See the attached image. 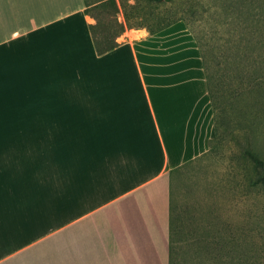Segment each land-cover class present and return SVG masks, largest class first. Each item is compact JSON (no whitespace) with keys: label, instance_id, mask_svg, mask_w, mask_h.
I'll use <instances>...</instances> for the list:
<instances>
[{"label":"crops","instance_id":"0c3cea01","mask_svg":"<svg viewBox=\"0 0 264 264\" xmlns=\"http://www.w3.org/2000/svg\"><path fill=\"white\" fill-rule=\"evenodd\" d=\"M84 0H0V264H168L170 172L214 120L183 20L96 52Z\"/></svg>","mask_w":264,"mask_h":264},{"label":"rangeland","instance_id":"374dc122","mask_svg":"<svg viewBox=\"0 0 264 264\" xmlns=\"http://www.w3.org/2000/svg\"><path fill=\"white\" fill-rule=\"evenodd\" d=\"M115 1L116 7L109 0H87L86 8L93 23L99 18L107 24L114 15L123 24L116 37L126 30L148 31L157 19L174 17L196 36L220 99L221 138L178 172L185 184L175 188L179 206L184 217L194 207L195 215L206 218L223 258L264 264V182L251 184L257 172L244 155L248 147L264 156V0ZM100 29L97 24L96 34ZM188 238L176 236L179 245Z\"/></svg>","mask_w":264,"mask_h":264},{"label":"trees","instance_id":"16d2710c","mask_svg":"<svg viewBox=\"0 0 264 264\" xmlns=\"http://www.w3.org/2000/svg\"><path fill=\"white\" fill-rule=\"evenodd\" d=\"M85 5H87V0ZM157 2L169 1V0H154ZM109 2L116 7L115 0H109ZM85 12L87 8L85 7ZM108 12V11H107ZM96 18V17H95ZM126 22L130 24L129 19L125 16ZM111 21L105 24L102 19L97 18L95 23L90 24V30L92 34L93 43L98 54H101L107 50L112 49L118 42L116 41V36L121 33L123 30V24L120 23L114 15L111 14ZM182 18H159L155 21V27L148 29V32L152 33L158 31L169 24L180 20ZM140 22V21H139ZM98 25L101 26V33L96 34L95 27ZM104 24V25H103ZM187 25V24H186ZM131 26V24H130ZM189 28V27H188ZM191 31V30H190ZM196 43L198 45L200 55L202 58L203 71L206 79L207 90L211 101L213 120H214V136L209 140L208 150L212 147L213 142L221 138V113H219V100L215 98L214 86L211 82V76L206 67V56L205 53L201 50L198 40L194 35ZM247 140H244V143L240 141L241 146L246 144ZM207 150V151H208ZM244 155L250 158L253 162V165L256 169V176L251 181V184H257L264 182V156L259 155L257 152H254L251 148L244 147ZM205 153V152H204ZM202 153V154H204ZM201 154V155H202ZM199 155V156H201ZM199 156L186 161L185 163L174 168L170 172V226H169V253H168V264H213L216 258H220L219 264H240V261L235 260L234 258H223L222 254H219V249L216 248L215 243L211 240L210 237H214V231L209 228V224L202 215H195L194 207L190 208V213L188 217H184L183 209H180L179 198L181 197L179 193L177 194V189L179 186H185L179 179L178 172L184 168L185 165L191 164ZM180 184L178 185V183ZM178 182V183H177ZM172 199H176L174 205L172 206ZM211 213V212H210ZM211 232V233H208ZM188 234L189 238L186 241H183L180 245L176 240V236L179 234ZM228 241V238L226 239ZM226 242L223 248H226Z\"/></svg>","mask_w":264,"mask_h":264}]
</instances>
